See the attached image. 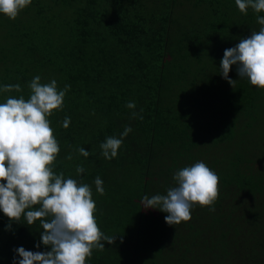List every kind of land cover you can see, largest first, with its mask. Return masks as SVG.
Returning <instances> with one entry per match:
<instances>
[{
  "label": "trees",
  "instance_id": "obj_1",
  "mask_svg": "<svg viewBox=\"0 0 264 264\" xmlns=\"http://www.w3.org/2000/svg\"><path fill=\"white\" fill-rule=\"evenodd\" d=\"M257 15L264 12L241 13L235 0H32L14 20L0 14V86L22 88L0 91V103L28 99L37 75L60 89L70 85L63 110L49 117L60 145L54 171L91 186L98 226L116 236L86 264H264V89L240 78L236 65L229 72L235 88L220 73L225 49L259 31ZM155 18L167 22L152 24ZM164 44L170 61L154 78L156 99L153 83L139 77L150 76L149 52ZM128 101L143 109L144 121L130 119ZM126 125L132 131L118 155L105 159L99 145ZM141 129L152 132L149 142L135 138ZM81 146L89 157L75 151ZM197 161L219 176L214 211L197 204L190 220L169 225L167 213L142 206L145 195L166 194L174 172ZM108 164L133 166L144 178L131 218L98 200L94 180L105 189ZM77 165L85 169L79 176ZM42 231L38 220L10 221L0 211V264L18 261L20 246L49 251Z\"/></svg>",
  "mask_w": 264,
  "mask_h": 264
},
{
  "label": "clouds",
  "instance_id": "obj_2",
  "mask_svg": "<svg viewBox=\"0 0 264 264\" xmlns=\"http://www.w3.org/2000/svg\"><path fill=\"white\" fill-rule=\"evenodd\" d=\"M31 3L32 0H0V14L14 20ZM235 4L244 14L249 8L256 13L264 12V0H235ZM257 23L261 25L259 31L253 30L249 37L225 49L221 59L220 73L233 88L236 80L229 77V72L236 65L240 78H247L251 85L264 89V16L257 15ZM28 88V99L23 95L8 96L0 103V211L10 221L19 222L23 217L28 225H33L38 220L43 229L40 240L50 250L33 252L20 246L14 249L19 257L17 261L14 256V264H86L94 249L103 251V242L114 244L116 236L106 235L98 226L91 186L66 177L62 171H54L60 145L49 117L54 111L63 110L70 85L60 89L55 79L42 83L37 75ZM0 91L21 92L22 88L18 83L5 84L0 86ZM125 106L133 109L130 119L143 120V109L139 113L134 111V101H128ZM70 122L66 116L62 126L67 128ZM131 131L132 127L126 125L119 138L106 137L99 145L101 155L107 160L115 158L124 137ZM75 151L85 158L91 155L83 146ZM72 158V153L65 157ZM84 171L82 165H77L78 176ZM173 180L175 186L169 187L166 194L145 195L142 206L167 213L164 219L169 225L190 220L197 204L215 210L219 176L205 162L197 161L178 169ZM94 183L96 191L103 195L102 179L97 176Z\"/></svg>",
  "mask_w": 264,
  "mask_h": 264
},
{
  "label": "rangeland",
  "instance_id": "obj_3",
  "mask_svg": "<svg viewBox=\"0 0 264 264\" xmlns=\"http://www.w3.org/2000/svg\"><path fill=\"white\" fill-rule=\"evenodd\" d=\"M164 21L166 20H159L158 18H155L152 24L157 23V25L160 26V23L163 24ZM170 26L171 30H173V25L171 24ZM173 41L174 35L172 34V42ZM167 51V44H164L162 46L155 45V47H153L152 50L149 52V58L154 59L155 61L154 64L152 63V65H154L153 67H151L152 72L149 74L150 76L148 77L147 72L144 70L141 72V75L139 77V80L143 79V83L147 82L146 84H154H152V91L154 92L153 94H155L156 96H154V98L156 99L158 95V82L154 81V78L156 77L158 79V77L163 74L165 68L168 66V60L170 57L168 58V55L166 54ZM133 71H135V69H133ZM149 122L150 124H152V121L150 119L149 121L147 120V124ZM151 136L152 132H147L146 130L141 129L136 132L135 138H144V141H146L147 143L151 140ZM143 182L144 178L141 176L139 171L133 166H128V168L123 166L119 168L116 167V165L114 164H108L107 177L104 189L105 191L103 195H98V200L101 202V204L106 210L117 211L118 213H121L122 215L131 218L135 215L137 211L136 207L139 204L138 199L140 197L139 189H141L142 186L140 185H142ZM127 195L130 196V200L124 201V196Z\"/></svg>",
  "mask_w": 264,
  "mask_h": 264
}]
</instances>
